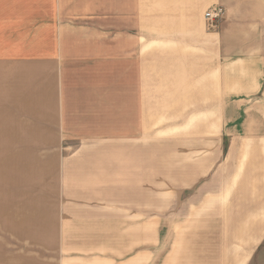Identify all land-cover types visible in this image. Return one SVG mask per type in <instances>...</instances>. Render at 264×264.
Returning a JSON list of instances; mask_svg holds the SVG:
<instances>
[{
  "label": "crops",
  "instance_id": "1",
  "mask_svg": "<svg viewBox=\"0 0 264 264\" xmlns=\"http://www.w3.org/2000/svg\"><path fill=\"white\" fill-rule=\"evenodd\" d=\"M169 95L217 103L208 190L154 164ZM0 149V264H264V0H0Z\"/></svg>",
  "mask_w": 264,
  "mask_h": 264
},
{
  "label": "rangeland",
  "instance_id": "2",
  "mask_svg": "<svg viewBox=\"0 0 264 264\" xmlns=\"http://www.w3.org/2000/svg\"><path fill=\"white\" fill-rule=\"evenodd\" d=\"M6 5L12 6L8 2L2 6ZM85 9L86 7H83V10ZM89 10H95V7L89 6ZM153 77L154 92L160 93V85L155 84L160 83L161 70L154 69ZM168 97L170 100L166 102L154 101V164L159 157L162 163L169 166L170 173L172 168L184 167L185 183L189 186L194 184L192 164L200 157L201 174L206 175L204 179L202 178L200 189L208 190L212 188L208 183L212 174L207 173L209 164L212 163V126H215L219 120L216 117L217 103L187 99L192 98L193 95H185L186 100L183 102L172 101L171 95ZM161 111L168 116L160 117ZM16 157L17 151L0 149V205L23 201V197L18 198V193L30 188V182L22 173L23 170L19 172L17 170ZM198 186L186 189V200L191 196L192 190L197 189Z\"/></svg>",
  "mask_w": 264,
  "mask_h": 264
},
{
  "label": "built area",
  "instance_id": "3",
  "mask_svg": "<svg viewBox=\"0 0 264 264\" xmlns=\"http://www.w3.org/2000/svg\"><path fill=\"white\" fill-rule=\"evenodd\" d=\"M224 14H225V10L220 6H216V7H212L210 9H208L204 13V21L206 23V27L208 29H213L215 27V25L221 19H223Z\"/></svg>",
  "mask_w": 264,
  "mask_h": 264
}]
</instances>
